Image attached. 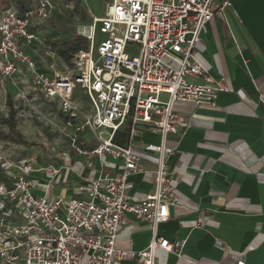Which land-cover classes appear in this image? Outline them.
<instances>
[{
  "label": "built area",
  "instance_id": "2783aa9c",
  "mask_svg": "<svg viewBox=\"0 0 264 264\" xmlns=\"http://www.w3.org/2000/svg\"><path fill=\"white\" fill-rule=\"evenodd\" d=\"M48 5L42 1L39 14ZM230 5L231 0H110L103 16L81 29L87 47L75 53L69 75L40 71L26 52L35 11L0 13L1 81L18 77L53 102L71 129L70 150L96 158L100 167L95 178L74 185L76 195L51 198V181L35 178L31 161L0 158V264H159L158 251L183 259L182 244L157 233L176 203L169 166L176 146L169 139L189 127L174 107H213L219 94L230 92L226 79L212 76L195 55L205 26L224 17ZM123 130L127 140L118 145L114 138ZM148 134L159 140H140ZM140 153L155 158L153 190L135 200L127 179L139 170ZM43 170L49 177L60 172L49 165ZM130 219L151 224L143 250L117 246Z\"/></svg>",
  "mask_w": 264,
  "mask_h": 264
},
{
  "label": "crops",
  "instance_id": "0c3cea01",
  "mask_svg": "<svg viewBox=\"0 0 264 264\" xmlns=\"http://www.w3.org/2000/svg\"><path fill=\"white\" fill-rule=\"evenodd\" d=\"M195 55L212 76L226 79L230 92L219 94L213 107H174L189 127L169 139L176 146L169 160L176 203L157 233L182 244L183 259L157 253L167 255L162 264L187 259L236 264L240 258L245 264H264V0H231L224 17L213 18L203 29ZM140 140L159 138L148 134ZM69 151L68 158L60 155L49 164L60 170L57 175L49 177L43 169L33 174L43 183L51 181V198L76 195L78 181L99 173L96 158ZM154 170L155 158L141 154L139 170L127 179L132 199L152 192ZM57 184L62 194L54 192ZM151 236L148 221L130 219L117 246L140 251Z\"/></svg>",
  "mask_w": 264,
  "mask_h": 264
},
{
  "label": "rangeland",
  "instance_id": "374dc122",
  "mask_svg": "<svg viewBox=\"0 0 264 264\" xmlns=\"http://www.w3.org/2000/svg\"><path fill=\"white\" fill-rule=\"evenodd\" d=\"M42 1L0 0V13L11 10L25 15L35 11L29 27L34 39L26 44L25 50L40 71L69 75L75 68L76 51L87 47L80 35L81 29L91 23L92 17L103 16L110 0H47L49 5L44 14H39ZM10 108L15 113L16 131L28 145L18 144L3 123ZM70 135L71 129L62 123L56 105L39 95L29 82L18 77L0 79L1 159L11 163L31 161L40 171L57 160L62 152H70ZM90 138L87 135L86 139ZM87 166L92 167V164ZM61 187L57 184L54 192L62 194ZM165 258L166 254H156L159 264Z\"/></svg>",
  "mask_w": 264,
  "mask_h": 264
},
{
  "label": "trees",
  "instance_id": "16d2710c",
  "mask_svg": "<svg viewBox=\"0 0 264 264\" xmlns=\"http://www.w3.org/2000/svg\"><path fill=\"white\" fill-rule=\"evenodd\" d=\"M82 49V48H81ZM80 50V49H78ZM77 50V51H78ZM76 51V52H77ZM14 111L12 108H10L8 113V118L3 120V123L7 126L10 134L12 135V138L20 145H28L22 138V136L16 131V126L14 123ZM128 133L126 130H123L121 132H118L114 138V142L118 145H124L127 140Z\"/></svg>",
  "mask_w": 264,
  "mask_h": 264
},
{
  "label": "bare ground",
  "instance_id": "6f19581e",
  "mask_svg": "<svg viewBox=\"0 0 264 264\" xmlns=\"http://www.w3.org/2000/svg\"><path fill=\"white\" fill-rule=\"evenodd\" d=\"M37 172H39V170L36 169V170L33 172V174H35V173H37Z\"/></svg>",
  "mask_w": 264,
  "mask_h": 264
}]
</instances>
